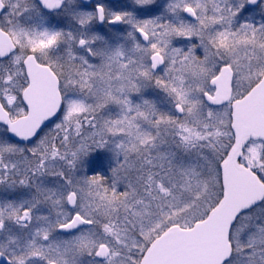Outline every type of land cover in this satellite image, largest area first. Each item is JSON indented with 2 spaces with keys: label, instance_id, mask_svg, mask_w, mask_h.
<instances>
[{
  "label": "snow or ice",
  "instance_id": "snow-or-ice-1",
  "mask_svg": "<svg viewBox=\"0 0 264 264\" xmlns=\"http://www.w3.org/2000/svg\"><path fill=\"white\" fill-rule=\"evenodd\" d=\"M0 264H264V0H0Z\"/></svg>",
  "mask_w": 264,
  "mask_h": 264
}]
</instances>
